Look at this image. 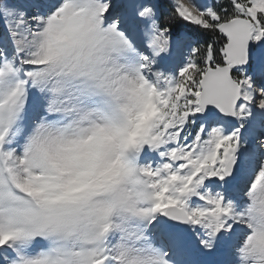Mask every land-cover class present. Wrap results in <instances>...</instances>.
I'll return each instance as SVG.
<instances>
[{
  "label": "snow or ice",
  "instance_id": "6c2138e0",
  "mask_svg": "<svg viewBox=\"0 0 264 264\" xmlns=\"http://www.w3.org/2000/svg\"><path fill=\"white\" fill-rule=\"evenodd\" d=\"M171 9L0 0V264H264V0Z\"/></svg>",
  "mask_w": 264,
  "mask_h": 264
},
{
  "label": "rangeland",
  "instance_id": "374dc122",
  "mask_svg": "<svg viewBox=\"0 0 264 264\" xmlns=\"http://www.w3.org/2000/svg\"><path fill=\"white\" fill-rule=\"evenodd\" d=\"M214 2H215V0H201L200 3L198 2V4H213ZM152 3H154L155 6H156V10H157L159 18H160L159 9H161V11L164 13L165 18H167L168 15L172 14L171 0H152ZM181 22H183V21H181ZM183 24L186 25V27H187V25H189V24H186L185 22H183ZM189 26H192V25H189ZM0 31H2V28H0ZM179 35L181 37H187L191 41L196 42L194 39H192L193 33H192V31L190 29L185 28V30L181 31L179 33ZM196 247H197V245H196L195 239H193L192 240V249L195 250V252H196ZM196 255L199 257V259L201 261H204V262H208V261H211L213 259L212 257L201 256L197 252H196Z\"/></svg>",
  "mask_w": 264,
  "mask_h": 264
},
{
  "label": "trees",
  "instance_id": "16d2710c",
  "mask_svg": "<svg viewBox=\"0 0 264 264\" xmlns=\"http://www.w3.org/2000/svg\"><path fill=\"white\" fill-rule=\"evenodd\" d=\"M159 11H160V21H161V23L167 22L171 26L174 36H176L181 31H184L185 28H187V29H190L192 31V33H193L192 36L196 39V41L203 42V40L205 39L204 34L201 33L194 26L187 25V27H186V25H184L183 22H181L180 20L171 19L172 14L168 15L167 18H165V15L161 11V9H159Z\"/></svg>",
  "mask_w": 264,
  "mask_h": 264
},
{
  "label": "clouds",
  "instance_id": "9594fccd",
  "mask_svg": "<svg viewBox=\"0 0 264 264\" xmlns=\"http://www.w3.org/2000/svg\"><path fill=\"white\" fill-rule=\"evenodd\" d=\"M81 152L83 153V158L91 159L94 155V147L91 145H84L81 148ZM82 178L83 179H95L98 182L103 180L102 175H99V176L95 175L94 173H92L91 169H89L88 171H85L82 174Z\"/></svg>",
  "mask_w": 264,
  "mask_h": 264
},
{
  "label": "bare ground",
  "instance_id": "6f19581e",
  "mask_svg": "<svg viewBox=\"0 0 264 264\" xmlns=\"http://www.w3.org/2000/svg\"><path fill=\"white\" fill-rule=\"evenodd\" d=\"M200 1H201V0H195L196 3H198V2L200 3ZM193 259H194V260H197V258H195V257H194Z\"/></svg>",
  "mask_w": 264,
  "mask_h": 264
}]
</instances>
